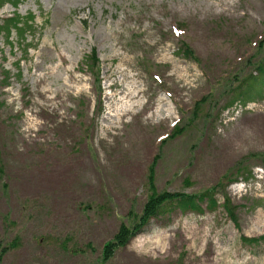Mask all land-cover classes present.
Here are the masks:
<instances>
[{
  "label": "rangeland",
  "instance_id": "obj_1",
  "mask_svg": "<svg viewBox=\"0 0 264 264\" xmlns=\"http://www.w3.org/2000/svg\"><path fill=\"white\" fill-rule=\"evenodd\" d=\"M2 1L0 264H264V0ZM153 191L217 206L105 259Z\"/></svg>",
  "mask_w": 264,
  "mask_h": 264
},
{
  "label": "trees",
  "instance_id": "obj_2",
  "mask_svg": "<svg viewBox=\"0 0 264 264\" xmlns=\"http://www.w3.org/2000/svg\"><path fill=\"white\" fill-rule=\"evenodd\" d=\"M2 3L3 5L7 3L13 4L14 0H3ZM26 25L27 24L23 23L22 19L19 18V16L14 15L4 20H0V34L8 33L10 37L12 29L17 30V34H22L25 31L24 26ZM183 55L187 59H194V53L188 46H185L183 50ZM85 62L87 68L92 72L99 71L100 59L96 50L92 51L91 55L85 60ZM257 73V76H252L247 79L244 83H242V86L239 88V91L240 89L242 90L244 86L246 88V91L240 92V94L236 98L237 100L250 99V97L253 96L252 94H255L254 91L256 90L257 92L256 85H262L264 81V64L259 65ZM0 173H2L1 167ZM206 200H209V209H214L217 206L213 197H211V194L207 192L201 195H186L171 192L157 194L153 191L152 196L145 204L141 215L137 217L136 215L131 214V220L134 221V223L131 224V226H128L123 223L118 233L114 237V240L105 245V259H109L113 255V253L118 249L127 247L136 236L142 233L144 228L147 227L153 219L163 214L170 213L176 209H179L182 212L191 211L201 213L203 211L202 203ZM225 209L230 218L234 221V223H236V219L234 218V214L229 206V203H225ZM243 241L252 244L256 243L258 240H250L243 238Z\"/></svg>",
  "mask_w": 264,
  "mask_h": 264
}]
</instances>
